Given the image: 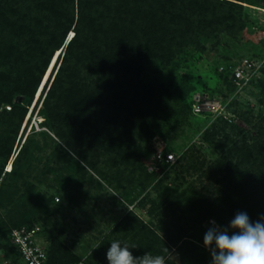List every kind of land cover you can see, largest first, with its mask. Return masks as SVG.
Returning a JSON list of instances; mask_svg holds the SVG:
<instances>
[{"label": "trees", "instance_id": "obj_1", "mask_svg": "<svg viewBox=\"0 0 264 264\" xmlns=\"http://www.w3.org/2000/svg\"><path fill=\"white\" fill-rule=\"evenodd\" d=\"M251 1L264 3V0H0V107L10 106L9 110H0V176L28 106L35 95L40 100L45 94L41 105L44 125L57 138L56 154L61 155V163H66L61 152L64 146L87 144L102 148L110 155L116 153V157L110 156L108 160L130 167V173L137 174L138 182L145 186L146 179L156 172H147L144 163L150 150L137 143L147 133L141 128L142 119H148L154 108L162 107L170 98L166 88L144 81L146 63L153 60L164 68L190 46L205 49L201 46L205 39L223 34L238 38L249 21L243 3ZM260 74L253 81H257L264 97V64ZM221 76L236 87L232 70L225 68ZM225 136L227 143L234 144L230 153H239L243 158L240 164L244 169L227 168L233 176L220 180L227 183V188L219 190L216 198L198 190L177 193L178 199L190 205L194 223L215 218L227 227L237 212H246L253 222L264 215V193L247 191L253 183L264 189V155L252 159L245 154L250 149L245 140L234 141L228 134ZM257 138L260 139L257 144L264 147V126ZM207 139L215 141L219 148L225 147L215 140V133L208 134ZM28 142L29 136L18 151L12 170L4 173L0 183V225L12 224L4 232L10 241L13 229L33 228L41 210L60 206L54 203V195L37 191L29 183L30 188H23L19 183L25 174L18 170V161L29 152ZM166 189L174 192L172 188ZM251 198L253 205L249 204ZM255 206L260 207L259 213L255 212ZM7 208L9 221L1 218V210ZM117 227L92 251L87 264H108L106 252L112 240L135 245L136 248L130 249L134 256L145 252L164 254L168 264H174L170 253L174 237L170 228L165 237L134 215H127ZM174 227L185 232L179 223ZM50 240L51 247L45 246L47 264L81 260L54 238ZM187 240L178 247L186 250L181 264H203V260L187 253L192 245ZM13 248L19 264V253L14 245Z\"/></svg>", "mask_w": 264, "mask_h": 264}, {"label": "rangeland", "instance_id": "obj_2", "mask_svg": "<svg viewBox=\"0 0 264 264\" xmlns=\"http://www.w3.org/2000/svg\"><path fill=\"white\" fill-rule=\"evenodd\" d=\"M243 5L249 21L238 38L223 34L205 39L201 45L205 49L190 46L175 56L172 65L164 68L153 60L146 63L144 81L166 88L170 98L162 107L154 108L148 119H142L141 128L147 133L137 143L150 150L149 157L144 159V167L152 173L150 165L156 152H173L176 160L171 164H161L160 170L155 171L156 175L146 179L145 186L138 182L137 174L130 173V167L120 161L114 164L108 160L110 156L116 157V153L110 155L102 148L87 144L64 146L61 152H64L66 163H61V155L56 154L57 138L44 125L41 105L45 94L40 100L35 95L9 160L3 167L0 183L4 173L12 170L17 153L29 136V152L21 155L18 161V170L25 174L19 183L23 188H30L29 183L37 191L54 195V203L60 204L59 208L51 206L36 215L32 225L39 227L40 244L51 247L50 238H54L71 254L86 261L122 219L134 215L163 236L170 228L174 237V242L170 243L174 264H181L186 253L185 249H178L184 239L192 244L187 253L203 260V264H211V255L203 245V237L211 227V220L224 225L215 218L194 223L190 205L178 199L177 193L198 190L216 198L220 195L219 190L227 188V183L220 180L233 176L226 171L227 168L244 169L239 153H230L234 144L227 143L226 134L234 141L245 140L250 147L245 154L252 159L264 155V147L256 142L260 139L255 140L260 127L264 126V97L257 81L252 80L239 88L225 82L221 76L225 68L232 70L242 58L264 64V3L251 1ZM50 72L51 68L48 77ZM195 94L221 104L222 109L215 114H196ZM3 108L9 110L10 106L4 105L0 110ZM210 133H215V140L225 147L219 148L215 141L208 140ZM166 187L174 192H168ZM247 191L249 194L264 193L256 183ZM252 200L250 205H253ZM259 208L255 206L256 213H259ZM8 209L1 210V218L6 221H9ZM177 223L185 228V232L175 229L174 224ZM10 225L9 222L2 227L0 225V264H18L13 244L8 234H4Z\"/></svg>", "mask_w": 264, "mask_h": 264}, {"label": "clouds", "instance_id": "obj_3", "mask_svg": "<svg viewBox=\"0 0 264 264\" xmlns=\"http://www.w3.org/2000/svg\"><path fill=\"white\" fill-rule=\"evenodd\" d=\"M210 224L203 245L210 252L211 264H264V215L253 222L246 212H237L227 227L214 219ZM132 248L136 246L112 240L106 252L108 264H168L164 254L134 256ZM165 252L169 253L167 249Z\"/></svg>", "mask_w": 264, "mask_h": 264}, {"label": "built area", "instance_id": "obj_4", "mask_svg": "<svg viewBox=\"0 0 264 264\" xmlns=\"http://www.w3.org/2000/svg\"><path fill=\"white\" fill-rule=\"evenodd\" d=\"M263 62L251 58H242L235 67L232 68V78L237 87H242L250 83L253 79L259 78L260 67ZM194 111L199 115L218 113L222 106L211 102L201 94H195ZM176 160L175 154L156 152L153 156V163L150 165L151 171H159L161 164H171ZM39 227H21L13 229L11 242L19 253V264H47L46 247L38 242ZM72 264H87L84 259Z\"/></svg>", "mask_w": 264, "mask_h": 264}]
</instances>
